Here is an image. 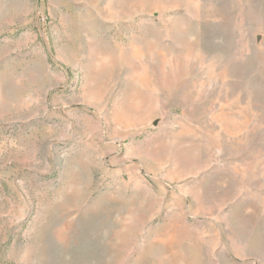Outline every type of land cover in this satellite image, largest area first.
Masks as SVG:
<instances>
[{
	"label": "rangeland",
	"instance_id": "1",
	"mask_svg": "<svg viewBox=\"0 0 264 264\" xmlns=\"http://www.w3.org/2000/svg\"><path fill=\"white\" fill-rule=\"evenodd\" d=\"M0 264H264V0H0Z\"/></svg>",
	"mask_w": 264,
	"mask_h": 264
}]
</instances>
